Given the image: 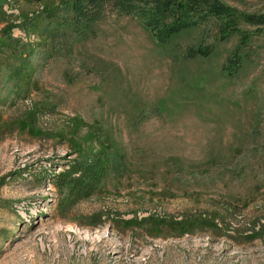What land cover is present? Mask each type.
Returning a JSON list of instances; mask_svg holds the SVG:
<instances>
[{
	"label": "rangeland",
	"instance_id": "374dc122",
	"mask_svg": "<svg viewBox=\"0 0 264 264\" xmlns=\"http://www.w3.org/2000/svg\"><path fill=\"white\" fill-rule=\"evenodd\" d=\"M158 5L0 0V264H264V26L196 10L160 42ZM98 153L69 200L52 178Z\"/></svg>",
	"mask_w": 264,
	"mask_h": 264
},
{
	"label": "trees",
	"instance_id": "16d2710c",
	"mask_svg": "<svg viewBox=\"0 0 264 264\" xmlns=\"http://www.w3.org/2000/svg\"><path fill=\"white\" fill-rule=\"evenodd\" d=\"M158 1H160V5L154 10L152 17H144V20L160 42H166L181 29L194 25L195 20L192 18V13L196 10H204L207 14L219 16L223 36H226L232 29H238L240 20L258 28L264 26V13L241 14L220 0ZM166 4L170 7L164 8ZM75 5L77 7L78 4ZM171 11L176 14V18L169 24H162V20ZM193 54L195 53L193 52ZM232 60L235 59L230 58L229 63ZM100 155L101 153H98L91 157V154H87V157L82 156L69 160L65 168L54 175L53 184L62 191L65 190L69 200L79 202L89 198L98 190L106 175L105 161Z\"/></svg>",
	"mask_w": 264,
	"mask_h": 264
}]
</instances>
